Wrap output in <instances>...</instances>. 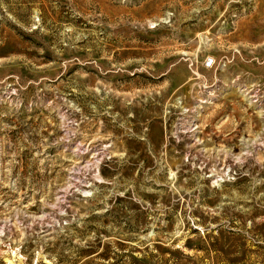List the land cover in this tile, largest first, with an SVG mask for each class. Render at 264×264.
<instances>
[{"label": "rangeland", "instance_id": "obj_1", "mask_svg": "<svg viewBox=\"0 0 264 264\" xmlns=\"http://www.w3.org/2000/svg\"><path fill=\"white\" fill-rule=\"evenodd\" d=\"M0 264H264V0H0Z\"/></svg>", "mask_w": 264, "mask_h": 264}]
</instances>
